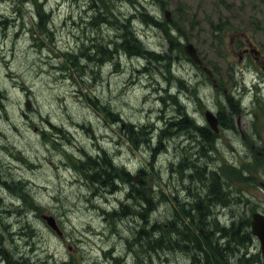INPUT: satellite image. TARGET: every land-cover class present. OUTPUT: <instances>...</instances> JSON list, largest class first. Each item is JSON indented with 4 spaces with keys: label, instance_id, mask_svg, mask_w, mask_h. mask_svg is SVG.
Returning <instances> with one entry per match:
<instances>
[{
    "label": "rangeland",
    "instance_id": "obj_1",
    "mask_svg": "<svg viewBox=\"0 0 264 264\" xmlns=\"http://www.w3.org/2000/svg\"><path fill=\"white\" fill-rule=\"evenodd\" d=\"M106 1L118 16L129 15L134 5L142 2L151 15L164 18L159 0ZM166 3L183 26L181 41L192 42L216 70L217 87L181 49L170 51L165 32L150 22H141L142 18L135 21V30L145 47L166 54L167 67L150 61L151 56L134 57L120 47L115 52L113 49L110 59L105 51L95 52L96 61L93 55L89 57L88 48L93 44L107 48L115 40L111 23L98 20L96 27L81 23L80 15L86 18L92 14L91 0H0V92L5 96L0 109V179L19 180L16 188L30 192L33 205L38 206H28L31 201L18 199L17 192L0 191L4 199L0 217L19 254L45 264H57V260L67 264H137L133 255L136 247L128 246L126 238L141 223L136 217L110 223L102 209L116 207L124 192L115 196L94 184L80 171L84 164L81 157L86 152L96 155L103 147L132 175L141 169L145 177L142 184L157 188V205L165 219L168 204H177L173 196L179 194L183 201L188 196L186 186L193 189L197 185L185 178L189 166L177 169L184 154L194 160L196 143L189 130L171 129L173 125L166 124L178 113L168 93L177 95L181 109L188 111L197 125L206 124L205 109L215 112L222 106L227 111L229 104L221 102L231 95L239 96L242 105L229 117L231 127H222L208 148L212 160L203 156L199 162L212 168L232 162L249 172L243 181L235 172L226 183L234 199L223 210L224 220L249 216L256 209L264 211V189L259 185L264 181V160L257 156L261 145L264 149V84L258 88L263 95L256 96L257 81L264 79V3ZM35 6L49 11L44 17L50 26L47 35L36 27ZM226 18L229 27L223 43L217 44L210 36V22ZM234 36L238 38L232 43ZM244 46L259 53L251 51L240 60ZM144 124L157 128L150 143H131L129 125ZM138 181L137 177L135 183ZM42 214L55 216L66 238L60 239L51 231ZM250 248L252 252L259 250L258 241ZM153 258V264H190L181 251L160 252Z\"/></svg>",
    "mask_w": 264,
    "mask_h": 264
},
{
    "label": "trees",
    "instance_id": "obj_2",
    "mask_svg": "<svg viewBox=\"0 0 264 264\" xmlns=\"http://www.w3.org/2000/svg\"><path fill=\"white\" fill-rule=\"evenodd\" d=\"M116 1L122 2L124 0ZM134 6L135 9L129 16H118L106 0H92V10L94 13L91 23H94L95 27L98 20L101 23H111L110 25L115 31V40L110 41L109 48L103 47L100 43L93 44L92 48H88L91 52L88 56L91 57L93 55V59L96 61L95 52L98 55L105 51L108 53L110 59L113 49L115 52L117 48H121L129 55L141 56L147 59L148 56H151L149 57L150 61L167 67L169 59L166 54L161 55L160 51L156 52L146 48L144 43L137 37L134 29V20L135 18H145V23L150 22L156 27H167L168 29L170 26L165 22L155 19L148 12L144 13L142 11L144 7L141 9V6ZM35 7L39 8V6ZM44 9L40 8L36 10L38 17L37 27L42 30L47 29V23L44 19L47 12L45 13L46 9ZM225 23L228 24V21L222 22V25H225ZM172 26L177 29L180 27L176 20L172 21ZM220 26L221 23H217L213 25V28H220ZM167 29L163 28L164 32H167ZM166 36L170 40L171 45L173 43L172 38H178V35L175 37L169 31ZM70 59L75 61L72 56ZM168 68L170 69L169 66ZM168 97L174 101V95L169 94ZM4 99L5 96L0 92V109H2ZM228 103L231 104L230 100H228ZM92 105H95V103ZM234 109V106L230 107L231 112H234ZM182 111L178 112L177 116L169 118L166 121V124L173 125L171 129L173 127L187 128L190 125L189 118ZM180 114L184 117L176 119ZM229 114H227V117ZM224 119V117H220L221 123H224ZM156 130L157 128H153V125H133L129 130L131 142L133 144H137L138 142L149 144L152 139L151 136L154 135ZM198 131L200 132L201 140L194 139L192 136L193 141L196 142V148L200 144L205 146L211 144L214 133L207 128H198ZM193 154L195 158L191 161L185 159V154L182 157V165L189 166L187 169L196 174L195 177L193 176L192 181L197 185L188 193L190 196L189 202L184 205L181 203L173 206L170 203L168 204L169 211L165 215V219L160 216V207L157 206V192L153 191L148 185L144 186L142 184V181H145L144 176H141L138 183L135 184L130 176L124 173L126 171L121 170L116 165L113 166L108 159V155L103 152L96 157L88 155L86 156L87 160L82 161L84 164H82L83 169L80 171L84 175L87 174V177L93 183H99L104 188H115V183L118 182L117 179L122 176L130 184V189L126 195L129 204L121 203L118 211L108 212L107 218L112 224L113 221H119L130 217L132 214H136L142 221L138 227L130 231L129 238H126L128 246L132 245L136 247L133 255L137 264H142V262L146 264L147 261V264H153V262L155 263L154 254L158 255L160 252L167 254L168 252L176 251H181L187 255L190 264H229L227 263L228 253H234L236 251L235 248L239 249L240 246L245 248L246 243L251 240V234L245 223L231 222L226 226L224 223L220 224L218 219L215 218V209L218 205H224L227 201L231 200L230 195L227 191H224L221 180L214 170H211L210 174L204 173L205 166L201 165L199 159L201 158L202 160L206 152L201 154V151L197 149ZM181 170L186 173L185 168ZM123 174L126 176H123ZM17 193L24 201L26 200L28 203L31 201L27 204L28 206H35L31 198L23 190L19 189ZM130 205L131 207H129ZM154 215H157V217ZM209 218L213 219L208 221ZM131 249L133 248L131 247ZM232 260L233 263L230 264H260L261 261L257 254L246 257L244 253L237 254Z\"/></svg>",
    "mask_w": 264,
    "mask_h": 264
},
{
    "label": "water",
    "instance_id": "obj_3",
    "mask_svg": "<svg viewBox=\"0 0 264 264\" xmlns=\"http://www.w3.org/2000/svg\"><path fill=\"white\" fill-rule=\"evenodd\" d=\"M166 17L169 19V12L166 11ZM184 51L196 62L200 63V59L196 55L195 48L192 46V44L188 43L184 46ZM206 117L211 126L216 129V119L213 117V115L208 111L206 112ZM48 223L55 227L54 221L51 217H46ZM252 231L255 233L260 241H261V248L262 252L264 254V220L260 219V216L255 215L254 220L252 222Z\"/></svg>",
    "mask_w": 264,
    "mask_h": 264
},
{
    "label": "flooded vegetation",
    "instance_id": "obj_4",
    "mask_svg": "<svg viewBox=\"0 0 264 264\" xmlns=\"http://www.w3.org/2000/svg\"><path fill=\"white\" fill-rule=\"evenodd\" d=\"M247 52L246 49H244ZM14 239H7L2 235V230L0 226V264H29L28 259L23 255H20L13 243ZM43 264V263H40Z\"/></svg>",
    "mask_w": 264,
    "mask_h": 264
},
{
    "label": "clouds",
    "instance_id": "obj_5",
    "mask_svg": "<svg viewBox=\"0 0 264 264\" xmlns=\"http://www.w3.org/2000/svg\"><path fill=\"white\" fill-rule=\"evenodd\" d=\"M27 7L30 8L31 5L28 4ZM125 7H127V5H125ZM129 11H131V9H129ZM140 63L143 64V61H140ZM157 79H159V77H157ZM171 91L175 92V88L171 89ZM138 94H139V93H137V95H138ZM247 102H248V98L245 99L244 103L247 104ZM135 103H138V102H135ZM148 106H149V105H147V104L144 105L145 108H147ZM155 106H156V107H159V103L157 102ZM141 122H143V121H141ZM181 195H183V193H181Z\"/></svg>",
    "mask_w": 264,
    "mask_h": 264
},
{
    "label": "bare ground",
    "instance_id": "obj_6",
    "mask_svg": "<svg viewBox=\"0 0 264 264\" xmlns=\"http://www.w3.org/2000/svg\"><path fill=\"white\" fill-rule=\"evenodd\" d=\"M128 174H131V172H130V171H128Z\"/></svg>",
    "mask_w": 264,
    "mask_h": 264
}]
</instances>
